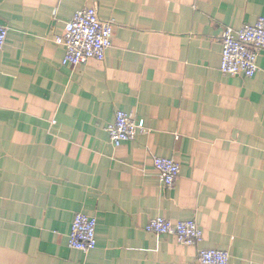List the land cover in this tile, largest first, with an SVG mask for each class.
<instances>
[{
	"label": "crops",
	"instance_id": "obj_1",
	"mask_svg": "<svg viewBox=\"0 0 264 264\" xmlns=\"http://www.w3.org/2000/svg\"><path fill=\"white\" fill-rule=\"evenodd\" d=\"M91 7L113 46L64 66L55 40ZM263 17L264 0H0V264H198V247L145 232L159 217L264 264V51L251 79L220 68L224 29ZM118 111L145 131L116 148ZM155 157L180 166L174 189ZM77 214L97 221L90 253L69 247Z\"/></svg>",
	"mask_w": 264,
	"mask_h": 264
},
{
	"label": "built area",
	"instance_id": "obj_2",
	"mask_svg": "<svg viewBox=\"0 0 264 264\" xmlns=\"http://www.w3.org/2000/svg\"><path fill=\"white\" fill-rule=\"evenodd\" d=\"M113 21H102L97 7L78 11L67 23L63 35L55 40L64 47L63 65L78 67L90 60L103 61L114 39ZM8 29L0 24V51L4 48ZM221 73L225 76L253 78L257 71V61L264 51V17L255 25H246L239 30L226 28L221 37ZM107 133L114 147L134 141L138 134L145 131L143 121L122 111L115 115V121L108 125ZM154 167L159 180L171 190L180 176V166L173 159L155 157ZM97 221L83 214H77L69 234L71 249L90 253L97 246ZM145 232L158 236H170L184 246L198 247V264H230V254L221 250L202 249L203 232L193 221L173 223L166 218L151 219L144 228Z\"/></svg>",
	"mask_w": 264,
	"mask_h": 264
}]
</instances>
